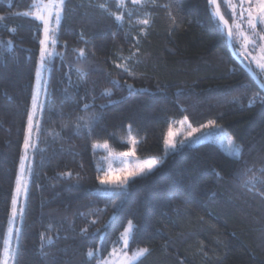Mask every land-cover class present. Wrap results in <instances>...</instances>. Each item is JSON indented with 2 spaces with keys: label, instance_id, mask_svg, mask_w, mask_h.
Masks as SVG:
<instances>
[{
  "label": "trees",
  "instance_id": "obj_1",
  "mask_svg": "<svg viewBox=\"0 0 264 264\" xmlns=\"http://www.w3.org/2000/svg\"><path fill=\"white\" fill-rule=\"evenodd\" d=\"M46 1L0 0V264L43 29L24 13ZM105 2L108 11L97 7ZM65 5L57 55L42 71V130H36L13 264H98L129 220L128 252L149 249L136 264H264V201L254 195L264 190V94L230 54L213 8L206 0L127 1L123 9L116 0ZM226 7L221 4L222 14ZM233 47L264 84L234 39ZM185 117L193 127L209 121L223 127L239 155L202 143L133 180L117 207L112 195L98 192L95 144L124 151L131 135L138 158H162L169 128ZM78 118L95 132L75 127Z\"/></svg>",
  "mask_w": 264,
  "mask_h": 264
},
{
  "label": "snow or ice",
  "instance_id": "obj_2",
  "mask_svg": "<svg viewBox=\"0 0 264 264\" xmlns=\"http://www.w3.org/2000/svg\"><path fill=\"white\" fill-rule=\"evenodd\" d=\"M141 0H133V4L140 3ZM155 0H153V3ZM227 3V7L224 11V13H221V4ZM116 5L119 9H123L124 7V0H116ZM206 5L209 9L214 8L215 12L213 13L214 16H218L220 21H223L225 24L227 21L225 20V16H228L230 19L234 21H239V23L236 24L237 29L241 27L242 24L246 23L247 29L251 33V38L245 37V43L246 45H251L253 49L255 48L257 44V37L260 41H264V0H239V3H233L232 0H206ZM65 0H59V4H56L52 2L51 4H37L36 12H30V13H24L25 16H32L35 18L36 21H39L43 24V37L39 39V59H38V68L36 72L37 76V84L33 89L32 94V107L28 110L27 114V128L24 135V141H23V151L24 155L20 157L21 160V169L20 172L17 174V181L16 186L12 191V207L10 211V217L9 222L15 221L18 210L19 215L21 219H23L25 215V203L21 202V197H27L29 193V183L27 180L22 179V173L24 170L25 165L28 163L27 161V151L30 147H35V145L30 143L31 140V131L32 128L38 127L42 130V119L36 120L35 119V111L38 106V104L43 105V102L39 101L38 97V91L40 86V76H41V70L45 67L46 62L53 56L57 55L53 50H49L48 45L51 43L53 46H55L58 43V39L56 38V33L60 30L59 27H52V19H53V13L56 24L59 26L61 24V10L63 7H65ZM102 11H108L109 5L107 2L101 3L97 5ZM110 15L115 17V20L117 22L122 21L123 16L117 13H109ZM4 20V16L0 15V21ZM141 23L144 25L149 24V20L145 19ZM173 23H175V20H173ZM258 26H260V30L258 31ZM38 34L36 30H34V35ZM229 35H232L231 29L229 30ZM11 44V41L8 42ZM262 51H264V48H262ZM248 53L245 55V58H248ZM79 56L84 57L85 51L84 49L79 50ZM130 59V58H129ZM254 60L255 57H252ZM117 68H119L122 72H128L129 75H132L133 73L129 71L127 65L125 64H117ZM257 67L261 70V72H264V64H257ZM68 75L67 73L65 74ZM110 75V74H109ZM113 83H118V81H110ZM128 87H132L131 85H128ZM159 90V86H157ZM103 92H108L109 90L105 89L102 90ZM87 93H85L86 95ZM76 95H79V92L76 93ZM258 95V94H257ZM259 99L264 102V97H259ZM111 102V101H110ZM76 107L79 108L80 104L79 101H76ZM101 108L104 107V105L100 106ZM89 108L88 104L83 105V109L87 110ZM185 119H187L185 117ZM214 121H209V125H214ZM75 127L78 129H88L89 133L95 132V128L92 127V125L84 121L82 118H78ZM199 131L198 129L193 128L191 132H188L187 135L189 137L193 136L194 133ZM174 133L172 132L171 128H169V131L167 135L164 137V144L168 147L175 148L176 144L173 141ZM133 145L137 144L138 142L133 140ZM183 143V141H181ZM134 154V150L130 152L123 153V156L129 157ZM159 163V161L155 159H150L147 161H144L138 168L135 170H127L125 169L120 173L119 176L114 175L111 172H105L103 175H98L96 177V180L99 181V184L102 186L107 187H117V188H125L129 186V182L134 180L137 177L142 176L145 172H151ZM100 170V169H98ZM70 175V174H69ZM254 179V178H250ZM261 183H264V181H260ZM106 190V189H105ZM254 195L261 198L262 201H264V190L255 192ZM115 215V213H114ZM111 219V218H110ZM91 223H95V221H92ZM133 221L129 220L127 227L124 229V247L120 250L121 254L124 257L123 264H133V261L137 260L139 257L144 256L146 253H148V248H140L138 251L134 252L131 256L128 255V246L131 243V240L129 238V233L133 229ZM15 231L16 233H19L21 229L15 228L9 229L8 235L9 237L12 235V232ZM100 231L99 229L97 230ZM41 238L43 239V234H41ZM50 239V238H49ZM102 250V245H97V251ZM113 254H115V249L113 250ZM89 257L94 255V252L90 251L87 254ZM119 259V257H117ZM3 264H7V260L5 259L3 261ZM98 264H109L108 261H98Z\"/></svg>",
  "mask_w": 264,
  "mask_h": 264
},
{
  "label": "rangeland",
  "instance_id": "obj_3",
  "mask_svg": "<svg viewBox=\"0 0 264 264\" xmlns=\"http://www.w3.org/2000/svg\"><path fill=\"white\" fill-rule=\"evenodd\" d=\"M131 2L133 4V0H124L125 2ZM145 0H141L138 5L144 3ZM52 2L59 4V0H47L45 3L41 4H51ZM233 3H239V0H232ZM137 5V4H134ZM37 11V10H36ZM35 11V12H36ZM62 14V10H61ZM41 23V22H40ZM239 23V21L232 20V38L234 39L236 45L238 46V52L241 58L246 59L245 55L250 53L248 55V58L246 60H249L252 66L257 70L259 74L264 78V72H261V70L257 67V64H264V51H262V48H264V41H260L257 37V44L255 48L251 45H246L245 43V37L251 38V33L247 29L246 23L242 24L239 29H237L236 24ZM42 24V23H41ZM52 27L56 28L58 25L55 22L54 13H53V19H52ZM43 27V24H42ZM258 31L260 30V26H258ZM42 37H43V29H42ZM232 39V42H233ZM49 50H53L54 46L50 43L48 45ZM252 57H255L253 60ZM247 62V61H246ZM42 71L41 70V76H40V86L38 91V97L39 101L45 102V96H46V90L44 85V80L42 77ZM37 84V76H36V82L35 86ZM43 105L38 104L36 111H35V119L40 120L41 118V112ZM32 107V105H31ZM198 129L196 133L193 134V136L189 137L187 135L188 132H191L192 129ZM36 130L37 127H33L31 131V140L30 143L35 145L36 142ZM172 132L174 133L173 141L176 144L175 148L168 147L164 144V155L162 158L155 159L159 161L157 166L151 171V172H145L142 176L147 175L155 171L164 161V159L169 156L172 153H177L185 148L188 147H195L202 143H213L217 145L223 152H225L228 156L235 158L239 155V147L237 146L235 140L228 134V132L221 127L220 125L214 123V125L206 124L201 127H193L187 119H183L179 122H176L172 128ZM168 133V132H167ZM167 135V134H166ZM133 138L131 135H129V138L126 140V144L129 146L128 149L124 151H117L110 147L108 143H98L95 144L93 147L94 152L96 153L97 158V172L99 175H103L105 172H111L116 176H119L122 171L125 169L127 170H135L138 168L144 161L150 160V159H140L135 154V145L132 143ZM183 141V143H181ZM35 147H30L27 151V161L28 163L25 165L23 173H22V179L27 180L29 183L30 178V172H31V166H32V160H33V150ZM134 150V154L129 157L123 156V153L130 152ZM22 155H24V151L22 152ZM21 169V161L18 173ZM100 169V170H98ZM141 177V176H140ZM139 178V177H137ZM136 179V178H135ZM134 179V180H135ZM133 181V180H132ZM130 181L129 184L132 182ZM16 186V185H15ZM127 188H117V187H107L102 186L99 184L98 192L102 194H109L112 195L115 206H119L120 203L123 201ZM106 189V190H105ZM25 197H21V202L25 203ZM12 207V205H11ZM19 210L17 217L15 221L9 223L8 229H7V235H6V241L4 246V251L2 254L1 264H3V261L6 259L7 264H13L16 246H17V233L15 231L12 232V235L9 237L8 232L9 229H15L19 228L17 220H19ZM134 228V227H133ZM133 229L129 233V238L131 239ZM124 247V232L121 235L118 243L116 246H114L109 255L102 261H108L109 264H123L124 257L121 254L120 250ZM129 248V246H128ZM115 249V254H113V250ZM128 251V249H127ZM138 251V250H136ZM134 251V252H136ZM133 252V253H134ZM133 253H129L128 255L131 256ZM147 254V253H146ZM146 254L142 257H139L137 260L133 261V264L138 263L141 259H143ZM119 257V259H117Z\"/></svg>",
  "mask_w": 264,
  "mask_h": 264
},
{
  "label": "water",
  "instance_id": "obj_4",
  "mask_svg": "<svg viewBox=\"0 0 264 264\" xmlns=\"http://www.w3.org/2000/svg\"><path fill=\"white\" fill-rule=\"evenodd\" d=\"M213 11L215 12V9L213 8ZM216 19L219 21V23L222 25V27L224 28L225 32H226V39H227V45H228V49L230 51V54L232 55V57L241 64V66L244 68V70L251 76V78L253 79V81L255 82V84L257 85V87L263 92L264 94V84L259 80L258 76L256 75V73L253 71V69L251 68V66L248 64V62L241 60L233 47V42H232V35H229V30L231 28V25L229 24V22L227 21V23L225 24L223 21L219 20L218 16H215Z\"/></svg>",
  "mask_w": 264,
  "mask_h": 264
}]
</instances>
